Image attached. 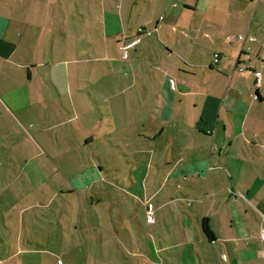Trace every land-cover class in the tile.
I'll return each instance as SVG.
<instances>
[{"label": "crops", "instance_id": "crops-1", "mask_svg": "<svg viewBox=\"0 0 264 264\" xmlns=\"http://www.w3.org/2000/svg\"><path fill=\"white\" fill-rule=\"evenodd\" d=\"M81 1L0 0V121L11 115L10 125L1 122L0 136L15 132L17 128L21 131L32 128L35 135L42 136L63 127L62 138L57 137L49 144L64 151V156L67 155L65 151H78L77 148L85 152L98 141V136L85 127L79 113L93 114L95 104L98 114L103 116L102 105L106 104V110L112 112L114 103L120 104L122 117L130 123L139 122L138 133L153 143L147 149L150 151L147 179L153 175L155 164L160 162L163 165L157 167H164L154 173L161 185L153 195L150 193L148 200V205L154 200L158 204L157 207L152 205L153 215L155 208L157 210L158 222L154 219V223L149 224L145 220V225L153 231L163 229L162 215L167 214L168 207H173L172 214L178 220L177 239L169 247L153 245V253L144 260L149 264H165L168 260L164 253L175 249L171 264H264V241L261 239L264 229V80L259 69L261 66L264 72V41H260L257 34L251 35L254 19L258 16L256 13L251 16L255 10L245 6L244 15L243 11L232 9V3L226 0H190L179 5L177 14L170 13V16L176 15V22L181 15L200 16L201 25L208 24V30L175 31L174 40L161 34L159 38L163 37L165 42L161 39L160 48L156 51L153 46V50L158 60L161 57L164 61L159 65L146 63L144 73L150 80H143L144 95L131 93L130 97L109 93L101 87L103 80L100 79L72 80V73L77 65L80 69L85 63L86 55L79 53V38V48L72 47L69 33L62 30L59 33L54 22L64 25L67 15L76 16L71 12V4L85 21L87 7L81 13L80 8L85 7V2L81 5ZM170 8L176 10L178 5L171 4ZM163 10L166 12L167 8ZM90 12L99 18L96 11ZM119 32L125 42L131 43L134 39L127 38L122 29ZM238 36H243L244 41L238 40ZM37 41L38 45L42 41L38 49ZM119 46L117 37L113 47L117 56ZM140 46L141 41H138L132 47L136 54ZM92 50L98 56L88 59L91 62L106 60L103 54L110 51L109 46L105 53L101 48ZM161 50L162 55L159 54ZM58 52L56 61L49 59L50 54L54 56ZM149 52L153 58L152 48ZM215 54L219 55L217 64L214 63ZM246 56L249 57L246 59ZM173 57L177 59L175 64L171 62ZM257 61L260 64L256 66ZM242 62L248 69L242 74L251 71V75L237 74L234 66ZM149 69H155L156 75H151ZM257 72L262 74L259 86L256 76L253 77ZM200 73L206 81L200 78ZM252 82H255V91ZM129 83H125L126 91L134 89L137 80ZM89 86L97 96H93ZM42 104H49L50 108H41ZM113 115H108L111 121L116 118ZM32 117L35 121L29 122ZM74 121L85 128L82 130L85 137L79 135L81 131L76 127L72 128ZM26 138L31 148L38 150L35 137ZM157 146L159 160H155ZM31 160L17 155L12 158L11 166ZM47 160L46 163L54 167L56 160L50 157ZM22 167L19 174L23 176L26 167ZM28 174L31 177V170ZM32 179L35 180L33 176ZM168 184L169 188L175 187L174 192L165 191ZM76 190L73 187L68 193L80 197L83 188ZM28 195L38 203L33 191ZM15 196L11 194V198ZM80 221L81 217L78 226ZM69 226L73 231L77 227L75 222Z\"/></svg>", "mask_w": 264, "mask_h": 264}, {"label": "rangeland", "instance_id": "rangeland-1", "mask_svg": "<svg viewBox=\"0 0 264 264\" xmlns=\"http://www.w3.org/2000/svg\"><path fill=\"white\" fill-rule=\"evenodd\" d=\"M83 1L85 7L82 5ZM188 1L190 0H82L81 13L87 7L86 22L83 21V16L77 15L76 7L71 4V12L76 16L70 18L67 15L64 25L54 22V27L59 33L62 31L69 33V42L74 48L76 46L79 48L77 44L79 38L81 42L79 53L86 55L85 63L80 67L82 69H78L77 65V70L72 73V80L100 79L103 80L101 87L109 90L111 94H127L131 97L133 96L131 93H134L143 96L145 90L143 80H150L148 74L144 73L147 68L146 63L159 65L164 61L161 57L158 60L156 56L161 39L164 42L163 37L169 36L173 39L175 31L177 33L200 31L199 28L203 31L208 30V24L201 25L202 17L200 16L181 15L177 17L178 22L174 18L176 15L170 16L175 12L177 14L181 7L179 5ZM226 1H230L233 5L232 9L238 12L243 11L245 6L255 10L251 13L247 9L251 16L255 13L258 15L254 19L251 35L257 34L260 41H264V0H260L257 4L250 0ZM171 4H177L178 8L176 10L170 8ZM164 8H167L166 12ZM91 10L96 11L99 18H96L95 13L90 12ZM109 14L115 17H110ZM243 14L245 15V11ZM249 20L251 25V18ZM120 29L128 35L127 38L131 36L136 39L135 41H141L138 54L129 47L128 57L124 58L121 48L128 45L130 41L125 42L120 38ZM142 29L150 33L151 37L146 34L137 38V34ZM106 33L108 35L105 38ZM111 33L114 35L112 36ZM161 34L163 37L160 39ZM117 37L120 44L118 56L113 49L116 46ZM40 44L42 41H39V45L37 41V49ZM106 46L110 49L109 54H103L106 60L100 62L88 60L98 56L92 49L101 48L105 53ZM153 46L156 51L153 50ZM149 48H152L153 58ZM161 53H163L162 50L159 51L160 55ZM57 55L59 52L54 56L50 54L49 59L56 61ZM137 58L140 60L138 61ZM176 60L173 57L171 62L175 64ZM141 64H143L142 67ZM257 64H260V61H257L255 65ZM237 65L236 63L234 67ZM241 68L243 71L248 70L246 64L242 62L238 66L237 74L251 75V71L242 74ZM259 69L263 73L264 80L263 69L261 66ZM149 70L151 75H156L155 69ZM200 78L206 81L203 75ZM133 80H137L136 87L126 91L125 83L130 82V85ZM254 83L251 84L253 91L256 88ZM89 87L93 96H97L94 88ZM137 105L141 104L137 102ZM40 107L49 109L50 105L42 104ZM93 108L95 110L93 114H87L90 113L87 111L79 113L80 120L86 124L85 127L94 130L98 136V141L85 152L77 148L78 151L73 149L65 151L67 155L64 156V151L60 152L59 148L56 149L49 144L53 140L55 142L57 137L62 138L65 131L63 127L42 136L35 135L32 128L24 131L17 128L15 132H6L0 136V264H149L144 259L153 253V245L169 247L177 239L175 227L178 220L172 214L173 207H168L167 214L162 215L163 229L153 231L152 227L147 228L145 225L150 193L153 195L161 185V181L155 177L154 173L164 169V167L160 169L157 167L163 165L162 163L155 164L156 172L152 169L153 175L147 179L146 165L150 155L147 149L153 143L147 142L146 136H140L139 122L134 120L130 123V120L122 117L120 104L114 103L112 112L106 110V104L102 105L103 116L98 114L95 104ZM112 113L116 117L114 121L108 117L113 115ZM85 114L87 116L84 117ZM34 121L35 117L29 118V122ZM1 122L10 125L11 115L7 118L5 116L0 124ZM78 122L74 121L72 128L76 127L81 131L79 135L83 138L85 132L82 130L85 128L79 127ZM27 136L35 137L38 150H35V147L31 148ZM147 137L151 136L147 135ZM16 154L35 161L18 162L19 166H11L12 158H16ZM158 154L157 146L155 160H159ZM49 157L56 160L54 167L47 164ZM22 165L26 167L23 176L19 174L20 169L21 171L24 169ZM29 170H31V177L28 176ZM17 177H19L18 180ZM9 186L16 193L7 190ZM169 186L170 184L166 186L165 191L174 192L175 187L169 188ZM73 187L75 191H77L76 188H83L80 197H77L76 193L73 195L68 193ZM30 191L38 197V203L29 197ZM12 193L13 197L16 195V198H11ZM71 196H74V199ZM151 203L155 207L158 206L156 200ZM155 212H157L156 208L153 218L158 222ZM80 217V226H78ZM71 219L77 226L75 231L69 229ZM176 252L177 250L172 249L169 253H164L168 260L165 264H171L172 254Z\"/></svg>", "mask_w": 264, "mask_h": 264}, {"label": "built area", "instance_id": "built-area-1", "mask_svg": "<svg viewBox=\"0 0 264 264\" xmlns=\"http://www.w3.org/2000/svg\"><path fill=\"white\" fill-rule=\"evenodd\" d=\"M252 1H255V2H258L259 0H252ZM139 33L141 34H147V35H150V33H147L145 32L144 30H141L139 31ZM244 37L243 36H238V40L240 41H244ZM138 41H133L132 43L124 46L121 48V50L124 52V58H127L128 57V54H127V50L129 47H135L137 45ZM249 56H246V59L248 58ZM219 62V55L218 54H215L214 55V63H218ZM238 66H239V63L238 65L235 67V69L237 70L238 69ZM241 71H243V69L241 68L240 69ZM261 73L260 72H257L255 73V76H256V85L259 86L260 83H261ZM147 223L149 224H153L154 223V218H153V207L152 205H148V209H147ZM261 239L264 241V229H262L261 231Z\"/></svg>", "mask_w": 264, "mask_h": 264}, {"label": "trees", "instance_id": "trees-1", "mask_svg": "<svg viewBox=\"0 0 264 264\" xmlns=\"http://www.w3.org/2000/svg\"><path fill=\"white\" fill-rule=\"evenodd\" d=\"M140 35H143V36H144V35H146V34H145V33H144V34L138 33V34H137V38H138ZM148 36H149V35H148ZM135 40H136V39H134L133 41H135ZM133 41H132V42H133ZM132 42H131V43H132ZM204 232L206 233V235L209 234L208 228H207L205 225H204Z\"/></svg>", "mask_w": 264, "mask_h": 264}]
</instances>
